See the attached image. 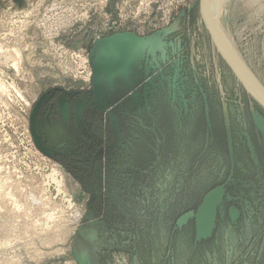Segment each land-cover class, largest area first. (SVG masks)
<instances>
[{
    "label": "rangeland",
    "instance_id": "rangeland-1",
    "mask_svg": "<svg viewBox=\"0 0 264 264\" xmlns=\"http://www.w3.org/2000/svg\"><path fill=\"white\" fill-rule=\"evenodd\" d=\"M222 6L226 39L264 88V0ZM203 10L0 0V264H264V104ZM119 33L161 44L128 74L104 73L98 98L93 51ZM222 187L230 197L198 238L195 218L181 220Z\"/></svg>",
    "mask_w": 264,
    "mask_h": 264
},
{
    "label": "water",
    "instance_id": "water-1",
    "mask_svg": "<svg viewBox=\"0 0 264 264\" xmlns=\"http://www.w3.org/2000/svg\"><path fill=\"white\" fill-rule=\"evenodd\" d=\"M132 33H119L105 39L97 41V46L93 51L96 57L94 62L95 88L96 95L99 98V86L104 73H108L111 81L115 78L116 72L128 74L129 67L135 61V57L146 47L151 46L150 43L141 46L133 41ZM151 38V37H148ZM146 38V39H148ZM152 48V47H151ZM154 50V49H152ZM223 190L221 188L213 189L205 198L203 204L198 208L196 214L189 213L184 215L181 224H184L191 218H195L198 238L210 236L217 219V208L222 202Z\"/></svg>",
    "mask_w": 264,
    "mask_h": 264
},
{
    "label": "bare ground",
    "instance_id": "bare-ground-1",
    "mask_svg": "<svg viewBox=\"0 0 264 264\" xmlns=\"http://www.w3.org/2000/svg\"><path fill=\"white\" fill-rule=\"evenodd\" d=\"M205 1L206 0H203V11L206 15L208 24L212 27V30L214 32V38L219 44L220 50L223 52L224 55H226L227 59L230 61L234 69H236L239 74L245 79V83H248V85L254 91L255 95L259 97L262 102H264V88L255 79L253 74L250 73L248 68H246V66L241 62L239 57L234 54L232 47L230 46L228 40L225 37L220 18L222 15L221 10H223L224 8V6H222L224 0H207L206 2ZM132 40L139 43L141 46L150 43L152 49L155 48L157 45L159 46V44H161V42L159 41V39L156 38V36H152L148 39L134 36ZM0 87H4L3 83H0Z\"/></svg>",
    "mask_w": 264,
    "mask_h": 264
},
{
    "label": "flooded vegetation",
    "instance_id": "flooded-vegetation-1",
    "mask_svg": "<svg viewBox=\"0 0 264 264\" xmlns=\"http://www.w3.org/2000/svg\"><path fill=\"white\" fill-rule=\"evenodd\" d=\"M97 101H99V100H97ZM262 103L264 104V102H262ZM64 109H65V114H66L67 117H68V115H69V108L66 107V108H64ZM80 110H81V108H79V110H78V115H80ZM215 189H216V188H215ZM221 189L223 190V196H222V202H221V204L219 205V207H220V206L222 205V203L224 202L225 197H226V198H227V197H230V194H231L230 192H226V190H225L223 187H222ZM233 193H235V192H233ZM233 206H234V205H233ZM219 207H218V208H219ZM218 208H217V210H219ZM233 214H235V215H237V216L239 215V214H238V211H236V210H233ZM218 216H219V215H218V211H217V219H216V221H218Z\"/></svg>",
    "mask_w": 264,
    "mask_h": 264
}]
</instances>
